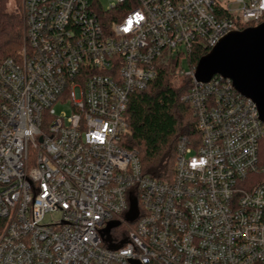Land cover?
<instances>
[{
  "label": "built area",
  "instance_id": "built-area-1",
  "mask_svg": "<svg viewBox=\"0 0 264 264\" xmlns=\"http://www.w3.org/2000/svg\"><path fill=\"white\" fill-rule=\"evenodd\" d=\"M109 1L21 0L24 42L0 63V264H264V124L230 80L187 74L197 134L170 181L121 148L130 96L264 23V0Z\"/></svg>",
  "mask_w": 264,
  "mask_h": 264
},
{
  "label": "trees",
  "instance_id": "trees-1",
  "mask_svg": "<svg viewBox=\"0 0 264 264\" xmlns=\"http://www.w3.org/2000/svg\"><path fill=\"white\" fill-rule=\"evenodd\" d=\"M252 26H247L249 28ZM246 28H242L244 30ZM25 35L21 0H0V63L14 58L22 48ZM208 50L194 49L187 56L169 59L158 69L156 79L142 92L130 96L126 110L127 133L121 142L126 151H136L143 176L155 181H170L175 164V147L181 136H196L191 107L182 98L191 78L182 73L185 57L189 72ZM187 79L174 86L175 78ZM259 165L264 167V138L258 145Z\"/></svg>",
  "mask_w": 264,
  "mask_h": 264
},
{
  "label": "water",
  "instance_id": "water-1",
  "mask_svg": "<svg viewBox=\"0 0 264 264\" xmlns=\"http://www.w3.org/2000/svg\"><path fill=\"white\" fill-rule=\"evenodd\" d=\"M214 76L228 79L233 89L256 106L259 119L264 124V23L241 31H233L203 56L197 63L192 78L197 84L208 83ZM130 210L125 221L137 219L135 201H130ZM119 226L109 225L108 232ZM118 249L119 246H110ZM130 264H138L131 261Z\"/></svg>",
  "mask_w": 264,
  "mask_h": 264
},
{
  "label": "rangeland",
  "instance_id": "rangeland-1",
  "mask_svg": "<svg viewBox=\"0 0 264 264\" xmlns=\"http://www.w3.org/2000/svg\"><path fill=\"white\" fill-rule=\"evenodd\" d=\"M100 1H101V4L103 7L108 6V4L110 3L109 0H100ZM21 7H22V5H21ZM181 69H182V73H184L186 75L189 73L190 69H189L188 64L186 63L185 57H183V59H182ZM188 77H190V75H188ZM186 81H187V79H183L180 77L172 80V82L174 83V86H176V87L183 85ZM53 110H54V113L56 116H61L63 114H65V115L70 114V108L68 107V105L55 104L53 106ZM54 218H56V217H53V219ZM50 219H51V217L49 215L46 216L44 223L49 222Z\"/></svg>",
  "mask_w": 264,
  "mask_h": 264
}]
</instances>
